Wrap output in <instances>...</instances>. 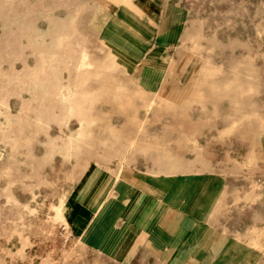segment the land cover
<instances>
[{
	"label": "rangeland",
	"instance_id": "obj_1",
	"mask_svg": "<svg viewBox=\"0 0 264 264\" xmlns=\"http://www.w3.org/2000/svg\"><path fill=\"white\" fill-rule=\"evenodd\" d=\"M114 3L0 0V264H112L62 216L90 166L218 176L213 225L264 264V0H173L182 42L142 65L98 36Z\"/></svg>",
	"mask_w": 264,
	"mask_h": 264
},
{
	"label": "crops",
	"instance_id": "obj_2",
	"mask_svg": "<svg viewBox=\"0 0 264 264\" xmlns=\"http://www.w3.org/2000/svg\"><path fill=\"white\" fill-rule=\"evenodd\" d=\"M118 2L103 6L97 25L111 55L141 65L143 58H172L186 13L173 0ZM140 72L153 87L164 77L157 69ZM257 152L264 170V137ZM224 188L215 175L153 176L90 166L65 197L62 216L85 250L112 264H259L254 246L212 223Z\"/></svg>",
	"mask_w": 264,
	"mask_h": 264
}]
</instances>
